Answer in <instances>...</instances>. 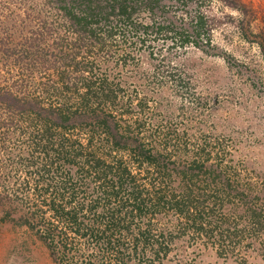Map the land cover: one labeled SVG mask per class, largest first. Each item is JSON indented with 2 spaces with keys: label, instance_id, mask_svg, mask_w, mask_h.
<instances>
[{
  "label": "rangeland",
  "instance_id": "374dc122",
  "mask_svg": "<svg viewBox=\"0 0 264 264\" xmlns=\"http://www.w3.org/2000/svg\"><path fill=\"white\" fill-rule=\"evenodd\" d=\"M52 1L0 0V94L73 111L86 91L79 76H93L99 86L104 77L119 95L93 105L127 142L114 147L97 126L59 128L48 143L47 119L0 102V264H60L21 217L52 214L36 205L33 189L49 186L53 197L50 178H40L43 166L66 168L69 150L70 158L77 151L73 173L92 179L79 171L86 154L80 145L92 133L95 152L125 161L145 188V208L132 216L151 221L170 244L151 264H264V0H160L154 13L146 7L139 14L146 37L104 35L106 45L94 53L80 49L85 39L62 17L64 1L60 9ZM114 24L117 16L108 26ZM125 52L130 56L121 57ZM85 56L96 60L93 73L83 71ZM149 154L152 163L142 159ZM157 182L167 194L190 196L193 210L154 212L146 189ZM80 186L74 202H89ZM128 264L144 263L136 257Z\"/></svg>",
  "mask_w": 264,
  "mask_h": 264
},
{
  "label": "trees",
  "instance_id": "16d2710c",
  "mask_svg": "<svg viewBox=\"0 0 264 264\" xmlns=\"http://www.w3.org/2000/svg\"><path fill=\"white\" fill-rule=\"evenodd\" d=\"M158 1L160 0H54L52 4L58 9L62 7V17L81 35L79 39H85L80 49L85 48L88 53H94V50L106 45L107 39L104 35L112 36L115 32L125 34L132 31L140 37L145 36L144 31L148 28V24L142 21L143 18H139V14L145 11L146 7L154 13L156 7L154 4ZM226 1L230 5L236 2V0ZM149 4L152 6L150 7ZM114 16H117V24L108 26L111 17ZM99 23L104 27H99ZM145 37L141 40L145 41ZM262 41L258 42L263 46ZM120 55L126 57L130 56V53L125 52ZM82 62L83 71L92 73L95 71L93 64L96 60L85 56ZM79 79H82L81 85L86 91L79 93L75 104L78 108L73 111L67 106L60 109L47 108L38 104L36 99L26 100L10 91L0 94V102L20 111L33 110L37 115L47 119L45 132L42 134V137H47V141L51 137L50 134L52 135V132L59 128L66 130L87 127L94 131L98 126L114 147L124 148L127 141L118 131V124L99 110L101 106L93 105L95 101L106 98L115 100L119 95L118 91L109 86L104 77L99 79L102 82L101 86L97 85V78L93 76L89 78V75H81ZM93 138L92 133L87 146L80 145V148H86V154L79 167L80 172L85 175L87 173L92 179L84 182V176L80 175L78 178V174L73 173L69 167L70 161L76 158L77 151L73 158H70V154H73L70 150L66 152V168L58 165L53 169L52 174L54 162L50 161L43 166L40 178L48 181L50 178V182L56 188L53 197L47 195L49 186H39L33 191L38 198L36 205L41 209H44L42 205L46 206L52 214L43 216L44 214L38 213L40 209L37 212L34 210L31 215L22 216L21 221L41 232V238L47 243L51 255L60 264H128V261L135 260L136 257L139 262L151 264L160 258L163 251L164 255L166 254L170 244L164 232L153 230L151 221L148 225L145 222L142 225L141 221L134 220L132 216L133 209L141 211L145 208V198L141 197L145 188L137 185L136 176L132 175L130 166L125 161L122 159L109 161L104 156L98 155L94 150ZM51 145V148L56 150L54 143ZM142 159L152 163L155 156L149 154ZM154 164L160 168L157 161H154ZM97 180L98 183L91 184L92 181ZM81 181L83 183H80ZM80 185H84V192L90 194L89 202L84 200L74 202L76 197L80 199L82 197L79 193L82 191ZM162 186L157 182L152 186V190L148 187L146 189L150 191L148 195L150 208L154 212L164 207H174L178 214H186L193 210L190 196L169 194V192L167 194ZM3 200L4 196L0 193V205L4 203ZM190 217L189 215L187 218ZM193 223L195 224L196 220Z\"/></svg>",
  "mask_w": 264,
  "mask_h": 264
}]
</instances>
